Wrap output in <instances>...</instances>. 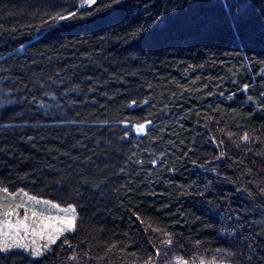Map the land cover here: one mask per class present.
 <instances>
[{"label": "trees", "instance_id": "1", "mask_svg": "<svg viewBox=\"0 0 264 264\" xmlns=\"http://www.w3.org/2000/svg\"><path fill=\"white\" fill-rule=\"evenodd\" d=\"M85 1L0 0V188L78 214L0 264H264V0Z\"/></svg>", "mask_w": 264, "mask_h": 264}, {"label": "rangeland", "instance_id": "2", "mask_svg": "<svg viewBox=\"0 0 264 264\" xmlns=\"http://www.w3.org/2000/svg\"><path fill=\"white\" fill-rule=\"evenodd\" d=\"M143 129L138 127L139 132ZM77 217L74 205L60 206L0 188V250L21 251L32 259L40 258L54 248L63 234L75 230Z\"/></svg>", "mask_w": 264, "mask_h": 264}, {"label": "water", "instance_id": "3", "mask_svg": "<svg viewBox=\"0 0 264 264\" xmlns=\"http://www.w3.org/2000/svg\"><path fill=\"white\" fill-rule=\"evenodd\" d=\"M148 125H150V123H148Z\"/></svg>", "mask_w": 264, "mask_h": 264}, {"label": "bare ground", "instance_id": "4", "mask_svg": "<svg viewBox=\"0 0 264 264\" xmlns=\"http://www.w3.org/2000/svg\"><path fill=\"white\" fill-rule=\"evenodd\" d=\"M12 252V251H11Z\"/></svg>", "mask_w": 264, "mask_h": 264}]
</instances>
